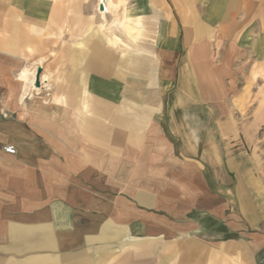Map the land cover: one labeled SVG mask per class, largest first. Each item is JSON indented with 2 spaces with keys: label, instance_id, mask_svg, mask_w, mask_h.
Masks as SVG:
<instances>
[{
  "label": "crops",
  "instance_id": "crops-1",
  "mask_svg": "<svg viewBox=\"0 0 264 264\" xmlns=\"http://www.w3.org/2000/svg\"><path fill=\"white\" fill-rule=\"evenodd\" d=\"M137 2L154 26L129 57L126 44H106L117 26L109 25L111 8L99 31L95 0H0V28L10 35L0 37V264H264L260 235L227 238V204L205 160L211 141L176 130L212 121L191 108L220 111L224 84L237 80L244 61L264 59V1L204 0L198 24L209 33L190 32L183 43L184 23L158 14L163 0ZM239 6L251 15L233 17ZM55 12L56 24L75 30L63 28L67 64L57 74L41 66L45 93L20 102V58L31 52L21 55L20 27L51 24ZM177 74H194L197 100L183 97ZM223 117L217 148L227 150ZM8 145L16 155L4 152Z\"/></svg>",
  "mask_w": 264,
  "mask_h": 264
},
{
  "label": "rangeland",
  "instance_id": "rangeland-1",
  "mask_svg": "<svg viewBox=\"0 0 264 264\" xmlns=\"http://www.w3.org/2000/svg\"><path fill=\"white\" fill-rule=\"evenodd\" d=\"M137 1L138 0H111L109 5V11H111L112 8V19H110L109 25L113 32H115L117 26V36L113 34L108 35L106 37V44L120 50L127 48L124 46V44H126L130 49L128 51L129 54L126 53L129 57L133 56V51L137 49V46L141 42L139 35L148 33V29L154 26L150 23L153 19L149 16L150 9L142 13L143 10H141V6H139ZM175 1L177 2L176 5L179 6V10L173 7L172 0H163V10L159 9L158 14H162L164 18L166 17V13L170 15L173 14V18L176 20L180 19L181 23H184L180 24L179 33L181 42L190 32L195 36L200 33L201 35L209 33V30H207L205 26L198 24L199 19L204 17V11L208 6V4L203 3L204 0ZM239 1L242 3L243 0ZM250 1L258 3L264 0ZM126 3L127 7H130V13H133L134 16H139L137 17L139 19H136L138 21L130 19L125 8ZM251 13L252 11L245 13V10H242L241 6H239L233 17H248ZM58 17L59 14L56 13L51 20V24L44 23L37 24L34 27H20V33L23 34L19 48L21 55L26 53V51H31L30 56L26 55L20 58L21 67L43 59L45 62L42 66L51 67L53 73L57 74L61 66L67 64L65 61L68 59L65 57L63 58L62 54L64 50L63 28L64 32L73 28L72 26L63 27V21H61L62 24H56L57 21H59L57 20ZM189 19L192 22L191 25L188 23ZM89 27L94 31L97 25L90 24ZM89 27L86 29V32H88ZM105 28L106 23L104 25L103 21L100 19L99 31L102 32ZM24 30H30V36L26 35ZM195 31H198V33ZM119 33L136 40L132 41L130 39L122 42L121 39L124 40V38L120 37L118 35ZM9 36L10 35L3 28H0V37H3L4 41H7ZM75 42L76 40H74L72 44ZM98 43H100V41H98ZM5 45L6 42L4 43V46ZM83 47L84 43H79L75 49L82 50ZM93 49L95 48L93 47ZM148 51L150 50L148 49ZM186 52V48H181L179 53L181 64L185 61ZM239 71L241 72H238L236 75V81L224 84L226 90L229 92L225 91L228 93L226 95L227 99H225L226 102L228 101V105L222 106L220 111L216 110L219 107L214 106H197L191 108L192 110L194 109L196 114H203L206 116L207 114H212L214 116L212 121L188 123L189 133L185 131L186 128L184 127L186 124L184 123H180L181 127L177 129L174 127L173 130L176 129L180 136L187 135L190 136L191 139L196 138V141H211L212 159L209 160L210 157L206 156L205 160L209 167L208 172L213 190L216 194L221 196L222 203L226 202L227 204L225 214L227 218L226 227L228 228L227 238L245 240L248 236L260 235V237L264 239V113L259 116L260 106L264 105V59L258 61H244L242 69L239 68ZM183 77V74H177V83L181 87L184 86L183 88L185 91L183 97L197 100L199 97L194 74L188 75L185 80H183ZM56 79H58V75ZM48 83H50V80ZM43 92L45 93V91ZM43 92L39 94L43 96ZM179 113H183V111H179ZM221 113L224 115L223 118L226 119V122H223L222 125H225L228 130L227 139L226 142H224V146L227 147V150L219 149V147L217 148L220 133L218 127L219 123L216 121L218 120V114ZM181 124H184V127H182ZM192 135L194 137H192ZM231 159L234 162L233 166H229ZM226 160L229 163L228 165ZM240 183H244V185L240 186ZM221 206L224 208V205ZM256 210H261V212L259 211V215L255 213V218L252 219L249 213H251V211L257 212ZM212 228L216 229V226Z\"/></svg>",
  "mask_w": 264,
  "mask_h": 264
},
{
  "label": "bare ground",
  "instance_id": "bare-ground-1",
  "mask_svg": "<svg viewBox=\"0 0 264 264\" xmlns=\"http://www.w3.org/2000/svg\"><path fill=\"white\" fill-rule=\"evenodd\" d=\"M110 2L111 0H96V11L100 19L103 21L104 25L105 23H107V13L109 11ZM44 62L45 61L43 59H40L38 61H35L34 63L27 64L20 70L19 74L17 75V79H19L23 84V92L20 98V102H23L28 97L31 98L34 93L40 92L41 88H43L44 85L46 87V84L48 83V75H43L42 77H40V89L35 87L37 69L38 67L44 65Z\"/></svg>",
  "mask_w": 264,
  "mask_h": 264
},
{
  "label": "built area",
  "instance_id": "built-area-1",
  "mask_svg": "<svg viewBox=\"0 0 264 264\" xmlns=\"http://www.w3.org/2000/svg\"><path fill=\"white\" fill-rule=\"evenodd\" d=\"M4 152L8 155H16L17 154V149L15 146H12V145H8V146H5L4 147Z\"/></svg>",
  "mask_w": 264,
  "mask_h": 264
},
{
  "label": "water",
  "instance_id": "water-1",
  "mask_svg": "<svg viewBox=\"0 0 264 264\" xmlns=\"http://www.w3.org/2000/svg\"><path fill=\"white\" fill-rule=\"evenodd\" d=\"M42 71H43L42 67H38L36 81H35V87L38 89L41 88L40 76H41Z\"/></svg>",
  "mask_w": 264,
  "mask_h": 264
}]
</instances>
